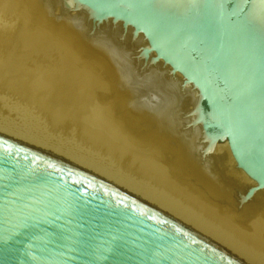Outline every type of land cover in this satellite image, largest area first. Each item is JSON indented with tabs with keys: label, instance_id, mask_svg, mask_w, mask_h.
Here are the masks:
<instances>
[{
	"label": "water",
	"instance_id": "water-1",
	"mask_svg": "<svg viewBox=\"0 0 264 264\" xmlns=\"http://www.w3.org/2000/svg\"><path fill=\"white\" fill-rule=\"evenodd\" d=\"M46 13L50 25L131 28L145 41L142 74L168 67L197 90L206 147L226 140L257 183L242 199L264 188V0H46ZM0 264L244 263L170 214L0 136Z\"/></svg>",
	"mask_w": 264,
	"mask_h": 264
},
{
	"label": "rangeland",
	"instance_id": "rangeland-1",
	"mask_svg": "<svg viewBox=\"0 0 264 264\" xmlns=\"http://www.w3.org/2000/svg\"><path fill=\"white\" fill-rule=\"evenodd\" d=\"M115 26L73 19L50 25L46 0H0V135L232 237L247 259L264 264V217L242 200L246 183L236 186L240 177L222 150L218 158L204 147L193 124L197 99L166 69L142 74L136 57L143 45ZM236 187H243L239 196ZM227 214L244 225L232 230Z\"/></svg>",
	"mask_w": 264,
	"mask_h": 264
},
{
	"label": "bare ground",
	"instance_id": "bare-ground-1",
	"mask_svg": "<svg viewBox=\"0 0 264 264\" xmlns=\"http://www.w3.org/2000/svg\"><path fill=\"white\" fill-rule=\"evenodd\" d=\"M104 23V25H108V24H113L114 23V26L115 25H117V26H121V24L120 23H115V22H112L111 20H108V21H104L103 22ZM117 26H115V27H117ZM121 28H122V26H121ZM119 29V28H118ZM123 29V28H122ZM125 29V28H124ZM126 31H131L132 32V29L131 28H126L125 29ZM124 30V31H125ZM128 33H130V32H128ZM127 33V34H128ZM133 37V36H132ZM135 39V38H134ZM136 39H138L139 40V42H141V44L142 45H144L145 44V41L143 40V38H136ZM137 40V41H138ZM136 40H133V43L135 42ZM136 43V42H135ZM138 43V42H137ZM144 43V44H143ZM141 44H139L138 43V45L140 46ZM136 46V45H135ZM156 69V68H155ZM160 68H158V70H159ZM162 70L161 71H163V69H164V71H165V68H161ZM167 69H168V71H169V68L168 67H166V73H167V75L169 74L168 72H167ZM157 70V69H156ZM157 70V71H158ZM164 72V73H165ZM161 74L162 72H158V74ZM166 73H165V75L164 74H162V75H164V76H166L167 77V75H166ZM158 74H156V75H158ZM163 76V77H164ZM171 76V75H170ZM159 77H161V75L159 76L158 75V78L157 79H159ZM173 77V76H172ZM172 77H170V79L172 78ZM174 79H176V80H174L173 79V83H176L175 81H177L178 80V82L180 81V83H181V85H183L182 87H184V86H186L188 89H185L184 88V91L185 90H187L188 92V94H190V95H192L193 96V98H198V92H197V90L196 89H193V86L191 85V84H188V83H183L182 82V78H181V76L179 75V74H176V75H174ZM150 78V77H149ZM156 78V77H155ZM167 78H169V77H167ZM151 79V78H150ZM159 80H162V79H159ZM158 80V81H159ZM172 80V79H171ZM177 82V83H178ZM173 83H172V85H173ZM171 84V83H170ZM180 85V86H181ZM174 86V85H173ZM175 87V86H174ZM177 87V86H176ZM175 87V88H176ZM177 90V89H176ZM178 91V90H177ZM185 93H186V91H185ZM186 93V94H187ZM189 95V99H191L192 98V96H190ZM186 96V95H185ZM187 97V96H186ZM188 98V97H187ZM187 98H185L186 99V101L188 102V99ZM184 99V98H183ZM183 99H181V100H183ZM192 100V99H191ZM194 100V99H193ZM186 101H183V103H185ZM190 101V100H189ZM194 101H196V100H194ZM186 102V103H187ZM195 104H196V102H195ZM194 106H196V105H194ZM193 106V107H194ZM192 107V108H193ZM193 121V120H192ZM194 127V126H193ZM199 124H196L195 125V130L197 131V129L200 131V129H199ZM198 131V132H199ZM201 132V131H200ZM200 132H199V134H200ZM197 134V133H196ZM194 135V134H193ZM0 136H2V137H4V138H6V139H8V140H11V141H13V142H16V143H18V144H20V145H22V146H25V147H28V148H31V149H33V147H31V145H29V144H27V143H23L22 141H18V140H15V139H13V138H11V137H9L8 135L6 136V135H0ZM195 136H197V135H195ZM201 137H202V134L200 135ZM204 144H205V142H204ZM205 148H206V146H204ZM206 149H209V148H206ZM211 149V153L214 151V153L216 154H214L215 156H218V158L220 157V155L222 154L221 153V150H222V152H223V154H225L224 156H226V158H227V160L226 161H229V163H230V165H228V166H230L229 168H231V166L234 168H231L230 170H234L235 172H236V175H238L237 177H240V180L239 179H237V181L239 180V184H238V182H237V185L236 186H238L239 187V185L241 186L242 184L244 185V182H242V184H240L241 183V179L242 180H244L245 181V183H246V185H244V189H242V190H248L249 188H251V186H255L256 185V182L254 181V180H252L246 173H244V171L236 164V162H235V160H234V158H233V156H232V154H231V152H230V149H229V146H228V142L226 141V140H224V141H221V142H217L216 144H215V146L214 147H212V148H210ZM209 149V150H210ZM34 150H36V151H40V150H37V149H34ZM209 150H207V152L209 151ZM218 150H220V152L218 151ZM203 151V150H202ZM41 153H43V154H45V155H49V156H51V157H53V158H55V159H58V160H60L61 162H64V163H66V164H68V165H70L69 163H67L65 160H63V159H61V158H59V157H57V156H54V155H52V154H49V153H46V152H44V151H40ZM217 152L220 154H217ZM209 153V152H208ZM210 154V153H209ZM208 154V155H209ZM215 156H213V160H215L214 158H216ZM222 156V155H221ZM224 156H222V157H224ZM208 157H210V156H208ZM211 157H212V155H211ZM225 158V157H224ZM224 158H222V160H224ZM212 160V161H213ZM218 161V160H217ZM226 161H225V163H226ZM219 163V162H218ZM224 164V163H223ZM222 164V165H223ZM210 165V164H209ZM225 165V164H224ZM70 166H72V167H75V166H73V165H70ZM225 166H227V164L225 165ZM227 166V167H228ZM210 167H211V165H210ZM75 168H77V167H75ZM213 168H215V167H213ZM226 168V167H225ZM224 168V169H225ZM77 169H79V168H77ZM79 170H82V169H79ZM226 170H228L227 168H226ZM230 170H228V171H230ZM84 173H87V174H89V175H91V176H93V177H95V178H97V179H99V180H101V181H104V182H106L107 184H109V185H111V186H113V187H115V188H117V189H119L120 191H122V192H124V193H126V194H128V195H130V196H132V197H134V198H136V199H138V200H140V201H142V202H144V203H146V204H149V205H151V206H153V207H155V208H157V209H159V210H161V211H163V212H165V213H168V214H170L176 221H178L181 225H183V226H185V227H187V228H189V229H191V230H193V231H195V232H197V233H199L200 235H202L203 237H205L206 239H208L209 241H211L212 243H214V244H216V245H218V246H221V247H224V248H226V249H228V250H230L231 252H233V253H235L236 255H238V256H240L241 257V259H242V261H243V263L244 264H257V262L255 261V263H254V261L253 260H250V259H247V257H249L250 258V255L249 254H247L248 256L246 257L245 255L246 254H243L242 252H240L241 251V248L239 249L238 248V250H237V247H239V245L236 247L234 244H232V243H230V242H232V241H230V242H228V240L229 239H234V238H229V239H225V237H220V236H218L216 233V230L215 231H212L213 229L212 228H210V229H207V228H205V226L203 227L202 225L203 224H199V222H197V223H193V222H190V221H188L189 219H187V218H183V216H180L179 214L177 215L176 213H173L172 211H167V209L165 210V209H162V208H160V207H158V206H156V205H154L153 204V202L152 201H146V200H144V199H142V198H140V197H138V196H136V195H134V194H132V193H129V192H127V191H125L124 189H122V188H120V187H118V186H116V185H114V184H112V183H110V182H108V181H106V180H104V179H101V177H99V176H96V175H94V174H91V173H88V172H86V171H84V170H82ZM211 171H213V170H211ZM225 171V170H224ZM214 172V171H213ZM233 173V172H232ZM214 174H216L217 176L219 175V174H217V173H214ZM213 175V174H212ZM211 175V176H212ZM215 175V176H216ZM234 176V175H233ZM218 179H219V177H217ZM112 179V178H111ZM115 181V180H114ZM118 182V181H117ZM235 183V182H234ZM204 184V183H203ZM253 184V185H252ZM125 185V184H124ZM232 185H233V183H232ZM235 185H233V187L235 186ZM242 185V186H243ZM203 186H202V184H201V187L200 188H202ZM204 189H205V191H206V188L205 187H203ZM241 188H243V187H240V189L239 188H237L236 187V191H235V195H238V189L240 190L239 191V193H241L242 191H241ZM244 191V192H245ZM243 192V193H244ZM195 194V193H194ZM242 194V193H241ZM241 194H239V195H241ZM216 195V194H215ZM214 195V196H215ZM218 196H219V194H217ZM238 195V196H239ZM243 195V194H242ZM225 197L227 196L226 195V193H225V195H224ZM253 197V199L251 198V199H249L247 202H245L246 203V205L247 204H249V203H251V201H252V204L253 203H256V204H254V205H249L250 207H251V209H253V214H256L255 216H258L259 218H262V217H264V188H256V191L254 192V194L252 195ZM220 197V196H219ZM215 198V197H214ZM216 199V198H215ZM217 199H218V197H217ZM151 200V199H150ZM227 200H229V198L227 199ZM243 200V199H242ZM229 202V201H228ZM240 202V201H239ZM228 205V204H227ZM253 206V207H252ZM222 207H223V205H222ZM244 207V206H243ZM238 209V208H237ZM242 209V208H241ZM250 209V208H249ZM213 210V212L215 211L214 210V208L212 209ZM211 210V211H212ZM216 212V211H215ZM250 212H252V211H250ZM227 215H229V214H227ZM235 215H233V216H231V215H229V217L228 216H224V217H226V218H224L225 219V221L224 222H228L229 224V226H231L230 228H232V230H233V228H235V227H237V226H243L244 224H243V220L242 219H238V218H236V216L234 217ZM223 216H221V218H222ZM205 218V217H204ZM209 218H207V220H208ZM223 219V218H222ZM252 219V218H251ZM263 219V218H262ZM210 220V219H209ZM253 220V219H252ZM222 221V220H221ZM263 222V224H264V221H262ZM222 223V222H221ZM254 223H255V221H254ZM260 223V222H259ZM219 224H220V222H219ZM218 224V225H219ZM261 224V223H260ZM216 225V223L214 224V226ZM220 225H222V224H220ZM224 225V224H223ZM227 225V224H226ZM235 226V227H234ZM248 226V225H247ZM220 227V226H219ZM259 227H261L262 228V230H264V227L263 226H259ZM237 228H239V227H237ZM258 228V227H257ZM241 229V228H240ZM219 230V228L217 229V231ZM231 230V231H232ZM239 230V229H238ZM259 229H256L255 230V232L256 231H258ZM262 230H261V232H262ZM234 231H236L235 229H234ZM233 232V231H232ZM236 232H240V231H236ZM233 233H235V232H233ZM237 233V234H238ZM242 233V232H241ZM259 233V232H258ZM258 233H255V235H254V237L256 236V234H258ZM229 234H231V233H229ZM228 234V235H229ZM240 234V233H239ZM238 234V235H239ZM263 232H262V236H263ZM225 235H226V233H225ZM233 235V234H232ZM247 235V236H246ZM259 235H260V233L258 234V237H259ZM240 236H245V238H249L250 240H253L254 239V241H255V239L257 238L258 239V237L256 236V238H252V234H245V235H241L240 234ZM229 237H230V235H229ZM239 237V236H238ZM237 237V238H238ZM260 237H261V235H260ZM264 237V236H263ZM228 238V237H227ZM236 238V239H237ZM241 238H243V237H241ZM257 239H256V241H257ZM261 239H262V237H261ZM247 240V239H246ZM234 241H235V239H234ZM255 241V242H256ZM259 241H260V238H259ZM262 241V240H261ZM242 242V241H241ZM240 242V243H241ZM243 242H244V240H243ZM247 242V241H246ZM245 242V243H246ZM234 243V242H233ZM236 243V242H235ZM237 243H239L238 242V240H237ZM263 243V242H262ZM243 244V243H242ZM250 244V243H249ZM237 245V244H236ZM241 245V244H240ZM264 245V244H263ZM263 245H261L260 247H262ZM247 246H248V244H247ZM245 248V247H244ZM249 248V247H248ZM248 248H246V249H248ZM258 248V247H257ZM250 249V248H249ZM253 249V248H252ZM264 249V248H263ZM259 250V249H258ZM242 251L244 252V250H243V248H242ZM246 251H248V250H246ZM260 251H263V250H260ZM249 253V252H248ZM257 253V252H256ZM260 253V252H259ZM259 253H257L256 254V256L259 254ZM262 254V253H261ZM253 258H255V256L253 257L252 256V258L251 259H253ZM256 259V258H255ZM254 259V260H255Z\"/></svg>",
	"mask_w": 264,
	"mask_h": 264
}]
</instances>
